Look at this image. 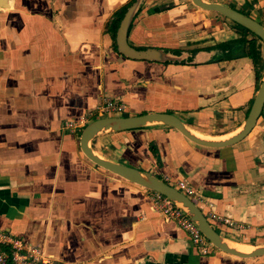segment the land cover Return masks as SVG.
Here are the masks:
<instances>
[{
    "label": "crops",
    "instance_id": "0c3cea01",
    "mask_svg": "<svg viewBox=\"0 0 264 264\" xmlns=\"http://www.w3.org/2000/svg\"><path fill=\"white\" fill-rule=\"evenodd\" d=\"M132 1L12 0L0 9V229L58 264H264L213 247L201 254L152 210L148 190L81 153L79 131L103 116L166 112L225 139L260 82L247 57L221 59L226 50L216 45L238 37L232 22L189 0H141L127 31L131 46L178 49L187 62L121 56L107 28ZM221 3L264 26V0ZM101 98L122 109L96 113ZM79 119L81 127H63ZM89 146L168 183L185 181L226 242L264 244V103L248 134L225 147L196 145L160 123L102 131Z\"/></svg>",
    "mask_w": 264,
    "mask_h": 264
},
{
    "label": "water",
    "instance_id": "95a60500",
    "mask_svg": "<svg viewBox=\"0 0 264 264\" xmlns=\"http://www.w3.org/2000/svg\"><path fill=\"white\" fill-rule=\"evenodd\" d=\"M11 1L12 0H0V9L9 8ZM189 1L198 9L215 12L245 28L258 37L264 46V26L250 16L219 2L205 0ZM140 2L141 0H133L128 4L119 19L114 32L115 50L121 56L131 60L169 63L187 62L186 54L182 51L172 52L171 50L157 47L135 48L127 42V31ZM263 103L264 71L239 130L225 139L209 140L199 138L192 134L177 116L171 113L145 112L131 116H103L89 121L79 131L78 146L83 156L92 164L148 191L157 192L170 199L188 215L213 248L239 259L257 258L264 256V244L261 246H254L248 252H242L229 246L208 221L197 203L178 191L174 186L170 185V183L150 173L98 156L90 148L89 141L93 136L102 131L117 132L139 128L151 123H160L176 130L184 138L196 145L207 148L225 147L237 142L248 134L261 112Z\"/></svg>",
    "mask_w": 264,
    "mask_h": 264
},
{
    "label": "built area",
    "instance_id": "2783aa9c",
    "mask_svg": "<svg viewBox=\"0 0 264 264\" xmlns=\"http://www.w3.org/2000/svg\"><path fill=\"white\" fill-rule=\"evenodd\" d=\"M122 109V105L111 100L101 98L95 105V111L98 114L111 112L115 113ZM82 126V119L76 121H66L63 127L68 130H74ZM178 191L189 197L197 203V196L189 185L182 180L170 183ZM149 192V202L152 210L167 220H171L175 226L188 236L190 242L201 253L205 254L212 247L210 243L200 233L195 223L179 206L174 204L167 197L154 192ZM218 219V218H217ZM219 219L224 223H229L226 217ZM0 264H58L54 259L47 256L39 247L25 243L20 237L11 234L8 231L0 229Z\"/></svg>",
    "mask_w": 264,
    "mask_h": 264
},
{
    "label": "trees",
    "instance_id": "16d2710c",
    "mask_svg": "<svg viewBox=\"0 0 264 264\" xmlns=\"http://www.w3.org/2000/svg\"><path fill=\"white\" fill-rule=\"evenodd\" d=\"M126 8V5L123 6L119 12H115L113 18L110 21V24L107 28V30L109 31L112 41H113V47L114 46V32L117 26V23L119 21V19L121 18L124 10ZM241 13L247 15V13L240 11ZM232 27L236 30V32L238 33V37L230 40V41H225L222 43L217 44L218 48H220L221 50H226V52L223 54V57L221 59H232V58H236V57H247L252 64V69H253V73L255 75V78L258 81V71L255 68L256 67V63L260 57V52H259V39L252 34L251 32H249L248 30H246L245 28L241 27L240 25L232 22ZM247 35H250V37L248 38ZM168 49V48H165ZM172 52H177L179 51L178 49H170ZM258 83V82H257ZM261 113V112H260ZM262 258V257H257L255 258L256 260ZM250 260V259H248Z\"/></svg>",
    "mask_w": 264,
    "mask_h": 264
},
{
    "label": "rangeland",
    "instance_id": "374dc122",
    "mask_svg": "<svg viewBox=\"0 0 264 264\" xmlns=\"http://www.w3.org/2000/svg\"><path fill=\"white\" fill-rule=\"evenodd\" d=\"M205 1H213V2L219 1V3H221V2H226V3L231 2V0H205ZM232 1H235V0H232ZM249 36L250 35H248V37ZM259 55H260V57H259V59H258V61L256 63V67L255 68L257 69L258 73H260L259 75L262 76L263 71H264V47L263 46L260 47V54Z\"/></svg>",
    "mask_w": 264,
    "mask_h": 264
},
{
    "label": "bare ground",
    "instance_id": "6f19581e",
    "mask_svg": "<svg viewBox=\"0 0 264 264\" xmlns=\"http://www.w3.org/2000/svg\"><path fill=\"white\" fill-rule=\"evenodd\" d=\"M192 134H194L195 136L199 137V138H203V139H208V138H205L203 136H201L200 134H198L197 132L194 133L192 132L191 129H188ZM234 134V133H233ZM211 140V139H209ZM227 244H229V246L235 248L236 250H239V251H242V252H248L249 250H251L252 248H248L246 246H243V245H235V244H230L228 241H227Z\"/></svg>",
    "mask_w": 264,
    "mask_h": 264
},
{
    "label": "flooded vegetation",
    "instance_id": "af4514ba",
    "mask_svg": "<svg viewBox=\"0 0 264 264\" xmlns=\"http://www.w3.org/2000/svg\"><path fill=\"white\" fill-rule=\"evenodd\" d=\"M229 7H230V6H229ZM236 10H237V9H236ZM237 11L240 12V10H237ZM247 15H248V14H247ZM248 16H249V15H248ZM247 37H248V35H247ZM249 37H250V36H249ZM249 37H248V38H249ZM257 38H258V37H257ZM258 39H259V38H258ZM259 43H260V45H259L260 47L263 46V44H262V42L260 41V39H259ZM216 46H217V45H216ZM260 47H259V52H260ZM263 47H264V46H263ZM179 51H180V50H179ZM189 51H190V53H193L195 50L192 49V50H189ZM186 59H188V57H187Z\"/></svg>",
    "mask_w": 264,
    "mask_h": 264
}]
</instances>
